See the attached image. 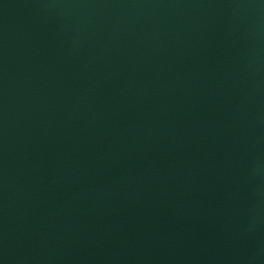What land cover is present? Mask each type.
<instances>
[{"label": "water", "instance_id": "water-1", "mask_svg": "<svg viewBox=\"0 0 264 264\" xmlns=\"http://www.w3.org/2000/svg\"><path fill=\"white\" fill-rule=\"evenodd\" d=\"M0 264H264V0H0Z\"/></svg>", "mask_w": 264, "mask_h": 264}]
</instances>
